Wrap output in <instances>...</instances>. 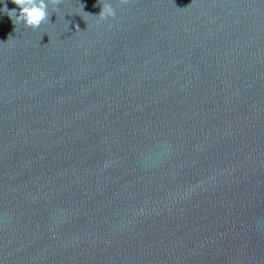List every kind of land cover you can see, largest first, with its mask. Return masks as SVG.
<instances>
[{
	"label": "water",
	"instance_id": "obj_1",
	"mask_svg": "<svg viewBox=\"0 0 264 264\" xmlns=\"http://www.w3.org/2000/svg\"><path fill=\"white\" fill-rule=\"evenodd\" d=\"M55 7L0 13V264H264V0Z\"/></svg>",
	"mask_w": 264,
	"mask_h": 264
},
{
	"label": "clouds",
	"instance_id": "obj_2",
	"mask_svg": "<svg viewBox=\"0 0 264 264\" xmlns=\"http://www.w3.org/2000/svg\"><path fill=\"white\" fill-rule=\"evenodd\" d=\"M11 2L16 7L11 10L7 7H0V13L10 18L14 25L13 30H15L17 26L36 29L41 24L48 22L49 13L55 11L58 0H11ZM113 15L114 11L110 3L103 2L101 3L100 12L94 16L98 17L99 20H104L105 18H111Z\"/></svg>",
	"mask_w": 264,
	"mask_h": 264
}]
</instances>
